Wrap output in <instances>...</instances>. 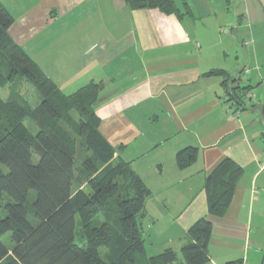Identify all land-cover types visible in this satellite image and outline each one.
Wrapping results in <instances>:
<instances>
[{
    "label": "crops",
    "instance_id": "crops-1",
    "mask_svg": "<svg viewBox=\"0 0 264 264\" xmlns=\"http://www.w3.org/2000/svg\"><path fill=\"white\" fill-rule=\"evenodd\" d=\"M0 2L14 17L9 36L63 94L101 83L94 109L100 134L119 147L111 162H128L151 191L139 217L146 256L179 252L205 217L206 264H263L264 0H174L179 16L124 0ZM215 69L256 101L229 100L223 78L204 75ZM189 146L197 158L179 169L175 155ZM225 159L243 173L216 217L204 183Z\"/></svg>",
    "mask_w": 264,
    "mask_h": 264
},
{
    "label": "trees",
    "instance_id": "trees-1",
    "mask_svg": "<svg viewBox=\"0 0 264 264\" xmlns=\"http://www.w3.org/2000/svg\"><path fill=\"white\" fill-rule=\"evenodd\" d=\"M124 1L131 9L180 15L174 0ZM13 22L0 2V88L10 87L5 99L0 96V165L5 167L0 168V264H173L179 259L183 264L208 263L212 224L205 217L187 229L179 252L166 248L145 255L139 217L151 191L128 162H111L119 147L100 134L94 109L101 83L63 94L9 36ZM204 75L222 77L229 100L244 106L248 87H240L222 69ZM20 80L40 97L35 106L19 93ZM25 120L37 128L34 134ZM77 145L84 157L75 168ZM196 158L197 148L189 146L177 151L175 162L184 169ZM242 173L239 165L225 159L206 178L209 215L226 213ZM6 233L11 247L2 240Z\"/></svg>",
    "mask_w": 264,
    "mask_h": 264
},
{
    "label": "rangeland",
    "instance_id": "rangeland-1",
    "mask_svg": "<svg viewBox=\"0 0 264 264\" xmlns=\"http://www.w3.org/2000/svg\"><path fill=\"white\" fill-rule=\"evenodd\" d=\"M18 91L22 95V97H24L30 103L31 106H35L36 103L40 101V97L34 91L32 86L30 84L22 81V80L18 81ZM9 92H10L9 85H6L5 87L0 88V96L4 99L8 96ZM250 92L255 93L253 90H251ZM25 124L32 134H34L37 131V128L35 127V125H33L29 120H25ZM77 141H78V139H77ZM81 152H82V149L79 150V147L77 145V152L74 156L75 168L81 165L82 159L84 157V154H81ZM36 160H37V156L34 155L33 156V162L35 163ZM0 168L3 171H5V167H3L2 165H0ZM73 188H74V184H73ZM94 224H96V223H94ZM76 228L77 229L79 228L78 216H76ZM2 240H3V242H5V244L7 246L11 247L12 243L10 241V233H6L4 236H2ZM75 240H77V235L75 236ZM104 251H105L104 249H101V255L104 253Z\"/></svg>",
    "mask_w": 264,
    "mask_h": 264
},
{
    "label": "built area",
    "instance_id": "built-area-1",
    "mask_svg": "<svg viewBox=\"0 0 264 264\" xmlns=\"http://www.w3.org/2000/svg\"><path fill=\"white\" fill-rule=\"evenodd\" d=\"M224 32H228V28H224L223 30ZM249 70L248 69H245L244 72H248ZM244 106L245 105H248V104H251L253 102H255V93L253 92H250V91H247L244 95ZM262 163L264 164V153H263V157H262Z\"/></svg>",
    "mask_w": 264,
    "mask_h": 264
},
{
    "label": "water",
    "instance_id": "water-1",
    "mask_svg": "<svg viewBox=\"0 0 264 264\" xmlns=\"http://www.w3.org/2000/svg\"><path fill=\"white\" fill-rule=\"evenodd\" d=\"M264 264V263H263Z\"/></svg>",
    "mask_w": 264,
    "mask_h": 264
}]
</instances>
